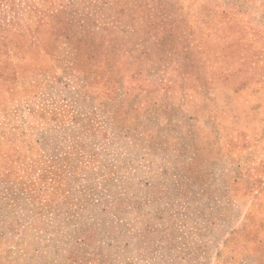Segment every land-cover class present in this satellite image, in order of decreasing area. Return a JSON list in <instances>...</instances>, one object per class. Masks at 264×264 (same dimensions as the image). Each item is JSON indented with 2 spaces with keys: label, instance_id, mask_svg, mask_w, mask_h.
<instances>
[{
  "label": "rangeland",
  "instance_id": "rangeland-1",
  "mask_svg": "<svg viewBox=\"0 0 264 264\" xmlns=\"http://www.w3.org/2000/svg\"><path fill=\"white\" fill-rule=\"evenodd\" d=\"M0 264H264V0H0Z\"/></svg>",
  "mask_w": 264,
  "mask_h": 264
}]
</instances>
